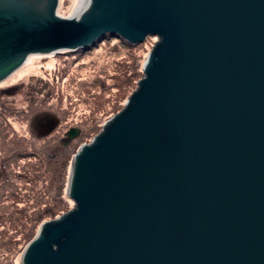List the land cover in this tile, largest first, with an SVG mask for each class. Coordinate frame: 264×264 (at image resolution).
Here are the masks:
<instances>
[{"label":"water","instance_id":"1","mask_svg":"<svg viewBox=\"0 0 264 264\" xmlns=\"http://www.w3.org/2000/svg\"><path fill=\"white\" fill-rule=\"evenodd\" d=\"M0 0V83L107 34L159 42L18 264H264V0ZM79 135L68 132L69 139Z\"/></svg>","mask_w":264,"mask_h":264},{"label":"rangeland","instance_id":"2","mask_svg":"<svg viewBox=\"0 0 264 264\" xmlns=\"http://www.w3.org/2000/svg\"><path fill=\"white\" fill-rule=\"evenodd\" d=\"M76 1L59 0L57 13L66 15ZM158 42L157 36L148 37L139 45H130L117 36L108 37L86 52L61 51L30 59L0 83V104L4 101L19 111L33 105L34 117L43 111L33 122L32 117L27 118L28 121L10 119L14 130L6 133L12 139L8 140V146L0 144V160L8 159L17 152L35 154L25 162L29 163V168L35 166L40 174L35 183L28 185L29 188L34 186L32 197L24 194L15 199V204L8 203L6 212L13 215L16 231L0 236V264H18L22 250L37 235L45 220L58 218L76 207L68 196L74 157L84 143L91 144L101 134L107 122L138 90L139 83L145 77L144 64ZM135 73L134 82L127 86ZM47 102H51L52 107H48ZM58 118L61 119L60 126ZM0 121L3 120L0 118ZM57 125L56 135L66 133L71 127L80 128L82 135L65 145L69 148L63 150L64 144L58 138L38 140L34 136L48 135ZM76 145L77 150L74 149ZM56 151H59L57 156ZM62 164L68 166L66 176L62 173ZM13 173V167L8 169L11 181L15 176ZM5 179L0 175V184L5 183ZM36 193L41 198L37 199ZM62 199L65 206L56 217H46L35 225L40 216V207L44 210L59 204L58 201ZM32 228H35V235L28 241L26 233ZM2 238L6 240L5 246L1 245Z\"/></svg>","mask_w":264,"mask_h":264},{"label":"trees","instance_id":"3","mask_svg":"<svg viewBox=\"0 0 264 264\" xmlns=\"http://www.w3.org/2000/svg\"><path fill=\"white\" fill-rule=\"evenodd\" d=\"M113 35L107 34L105 37L100 38L99 40H97L95 42L94 45L90 46L87 50L85 49H79L77 51H82V52H86L88 50H90L91 48H94L95 46H97V44L101 41H103L104 39H107L108 37H112ZM120 38V37H119ZM121 40H124L122 38H120ZM126 41V40H124ZM127 42V41H126ZM128 43V42H127ZM127 43H124L126 45H128ZM131 45V44H130ZM77 51H70V52H77ZM137 76V73H135V75L132 76V82H128V85H131L134 82L135 77ZM30 93H33V91L30 90ZM39 94V91L37 92V95ZM125 95V94H124ZM47 99V98H46ZM50 99V98H49ZM123 99V97H122ZM47 101V100H46ZM1 102V99H0ZM43 103V101L41 102ZM48 107H52L51 102H47ZM41 107V106H40ZM33 105H31L29 107V109L27 110H23V111H19L18 109L13 108L11 105H8L6 102L2 101V104H0V118L3 121H0V144L4 145V146H8L9 145V139H12L11 135L9 133H6L8 131H13V125L12 123H10V119H16V120H26L29 117H32V122L36 120V118H38L42 113L40 112V114L36 115V117L32 116L33 114ZM34 117V118H33ZM31 119V118H29ZM28 121V120H26ZM58 125H61V119L58 118ZM57 125V126H58ZM55 128V130L53 132H51L48 135H40L37 136L36 134H34V136L36 137V139L38 140H49V139H53V138H58L59 142L64 144L63 149L69 148L68 143H72L74 140H76L77 138L81 137L82 135V130L80 128H76V127H71L68 131H66V133L64 134H55L57 129L59 128V126ZM71 129H78L79 130V135L78 137H76L75 139L71 140L68 137V132ZM4 138V139H3ZM77 145L74 149L77 150ZM59 153V151H56L55 156H57ZM34 156L35 154H29L28 153H20L17 152L15 153L13 156L11 157H7L8 159H3L0 160V175L1 178H5V183H1L0 184V236H5L8 235L9 233H11L12 231H16L15 228V221L13 219V215L10 213H7V209L9 207L8 203L12 202L11 204H15L16 202L15 199H18L19 197H21L22 195H28V197H32L35 189H33L34 186H32V188H29V183L33 182L35 183L37 180L36 178H38V174L37 172H39L38 170H36V167H27L28 164L25 162L26 159L29 156ZM6 160H8V162H5ZM11 165V166H10ZM11 167H13L15 176L13 178V181H11L9 179V175H8V169H10ZM67 169L68 166L67 164H62L61 165V170L64 176H66L67 174ZM17 183H21L20 185H18ZM22 186V187H21ZM2 190V191H1ZM9 190V192H7ZM4 192L7 194L5 195ZM36 198H41L39 195H37L36 193ZM11 198H13V201L11 200ZM32 201V200H31ZM59 204L55 205V206H50L47 208H44V210H42V208H39V218L36 219L35 221V225H38L39 223H41L44 218L46 217H56L58 215L59 211H62L65 206V201L62 199L61 201H58ZM27 206L29 207L30 204L27 203ZM24 225L26 223H23ZM32 228L29 232L26 233V238L28 241H30L34 235L35 232L33 231ZM3 241H1V245L4 244V246L7 244L6 240H4L2 238Z\"/></svg>","mask_w":264,"mask_h":264},{"label":"bare ground","instance_id":"4","mask_svg":"<svg viewBox=\"0 0 264 264\" xmlns=\"http://www.w3.org/2000/svg\"><path fill=\"white\" fill-rule=\"evenodd\" d=\"M57 13V12H56Z\"/></svg>","mask_w":264,"mask_h":264}]
</instances>
